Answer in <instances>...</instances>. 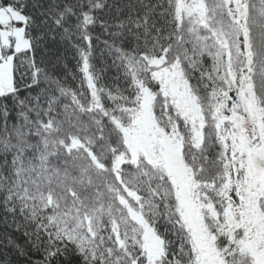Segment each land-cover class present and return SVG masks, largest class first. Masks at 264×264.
Segmentation results:
<instances>
[{"label": "trees", "instance_id": "obj_1", "mask_svg": "<svg viewBox=\"0 0 264 264\" xmlns=\"http://www.w3.org/2000/svg\"><path fill=\"white\" fill-rule=\"evenodd\" d=\"M184 1L21 0L29 47L4 49L0 92V264H259L264 183L235 176L223 123L247 112L264 145V0H235L237 14L230 0ZM173 69L178 92L161 79ZM140 86L181 145L202 240L167 171L130 154ZM185 90L196 117L179 108Z\"/></svg>", "mask_w": 264, "mask_h": 264}, {"label": "rangeland", "instance_id": "obj_2", "mask_svg": "<svg viewBox=\"0 0 264 264\" xmlns=\"http://www.w3.org/2000/svg\"><path fill=\"white\" fill-rule=\"evenodd\" d=\"M189 1L190 0H185L183 2L184 5L181 6L186 7L190 11H195L192 4L187 6ZM230 1L232 3L231 11L234 14H237L238 6L235 4V0ZM16 20L19 22L23 21V16H21L18 11L11 7H0V59L2 58L0 61L1 93L12 90V58L8 53H5L4 49L12 47L14 50H21L29 47V40L25 37L22 24L20 26H11V23ZM161 79L164 82L163 84L168 86L172 91L178 92L184 87L182 85L183 80L180 78L176 69L165 71L161 75ZM140 88L142 96L140 103L141 112H139V116H135L133 119V129L127 130V133L131 138L130 154L135 158L136 155L141 153L148 161L159 164L167 171L177 187L179 199L190 227L197 234V237L202 240L204 231L198 221V210L194 207L192 198L190 197L191 194L189 191L191 184L185 167L183 164L177 165L171 163L167 156L168 150L180 154L181 145L173 138L165 136L159 131L157 125L153 124L154 120L151 117L149 108L150 94L144 89V87L140 86ZM180 96H182V98L179 100V108L185 114H191L196 117L198 111L188 91L185 90V93L182 91ZM250 110L251 112H254L255 117L258 118L254 108H251ZM224 121L223 126L225 128V133L231 137V143H233L235 150L232 152L231 157L236 166V170L239 172V176H235L238 177L239 181L246 177L247 179L243 180L246 184L248 181H253L254 179L253 177H250L252 175L249 168V158L258 155L264 163V145H260L257 148L253 146L251 140H253L256 135V129L253 127L247 112L236 111L234 118L227 119V117H225ZM121 161L122 160H120V162ZM262 182L264 183V178L258 183ZM238 183L237 185H241L242 181L240 182L241 184ZM227 204V220L233 226L239 224L243 218L242 205L234 202L232 198L228 199ZM144 240L148 254L150 256L154 255L157 250V239L150 231H147L144 235ZM254 254L257 262L259 264H264V255L258 254L257 252H254Z\"/></svg>", "mask_w": 264, "mask_h": 264}, {"label": "water", "instance_id": "obj_3", "mask_svg": "<svg viewBox=\"0 0 264 264\" xmlns=\"http://www.w3.org/2000/svg\"><path fill=\"white\" fill-rule=\"evenodd\" d=\"M125 134H126L128 141L131 142L130 135L128 133H125ZM167 156L169 160L171 161V163H174L177 165L182 164V160H181L179 153L172 151V150H168ZM249 167H250V170H251V173L253 175L255 182H261L264 178V163L258 155H254L249 158Z\"/></svg>", "mask_w": 264, "mask_h": 264}, {"label": "snow or ice", "instance_id": "obj_4", "mask_svg": "<svg viewBox=\"0 0 264 264\" xmlns=\"http://www.w3.org/2000/svg\"><path fill=\"white\" fill-rule=\"evenodd\" d=\"M21 5V0H9L8 4H4V0H0V6H4V7H15V10L19 11L20 15L23 16V7L20 6ZM27 19V17H25V20ZM18 23L23 24V21H20Z\"/></svg>", "mask_w": 264, "mask_h": 264}, {"label": "built area", "instance_id": "obj_5", "mask_svg": "<svg viewBox=\"0 0 264 264\" xmlns=\"http://www.w3.org/2000/svg\"><path fill=\"white\" fill-rule=\"evenodd\" d=\"M16 25H18V23H15Z\"/></svg>", "mask_w": 264, "mask_h": 264}]
</instances>
